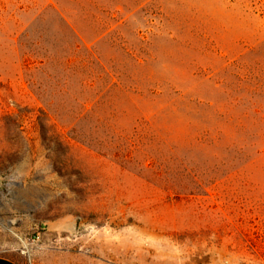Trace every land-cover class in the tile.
<instances>
[{"label":"rangeland","instance_id":"rangeland-1","mask_svg":"<svg viewBox=\"0 0 264 264\" xmlns=\"http://www.w3.org/2000/svg\"><path fill=\"white\" fill-rule=\"evenodd\" d=\"M0 256L264 264V0H0Z\"/></svg>","mask_w":264,"mask_h":264},{"label":"crops","instance_id":"crops-1","mask_svg":"<svg viewBox=\"0 0 264 264\" xmlns=\"http://www.w3.org/2000/svg\"><path fill=\"white\" fill-rule=\"evenodd\" d=\"M0 264H18V263L14 262L10 258L0 256Z\"/></svg>","mask_w":264,"mask_h":264}]
</instances>
